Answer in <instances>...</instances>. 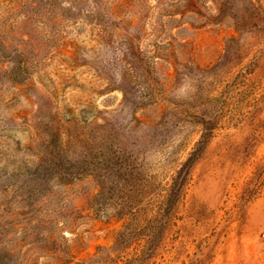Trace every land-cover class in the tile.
<instances>
[{"label":"rangeland","instance_id":"rangeland-1","mask_svg":"<svg viewBox=\"0 0 264 264\" xmlns=\"http://www.w3.org/2000/svg\"><path fill=\"white\" fill-rule=\"evenodd\" d=\"M0 264H264V0H0Z\"/></svg>","mask_w":264,"mask_h":264},{"label":"trees","instance_id":"trees-1","mask_svg":"<svg viewBox=\"0 0 264 264\" xmlns=\"http://www.w3.org/2000/svg\"><path fill=\"white\" fill-rule=\"evenodd\" d=\"M122 44L124 47L121 55H123L124 58L122 59L120 58V59L127 66H124L122 70L123 74L121 75V77L125 80L121 82L120 90L125 97L127 96V98L131 99L130 101L132 104L134 102L142 103V101H145L146 103L147 100L153 98L154 94L156 93L154 92L155 90H153L150 84H148L147 82L149 80L147 76L150 73L152 63L147 57V55H145V53H143L139 47L133 45V43H131L130 40L128 41L125 40L124 42H122ZM16 70L19 71L18 68L11 67L9 72ZM128 71L135 73L134 74L135 78L133 79L138 80L137 84L132 85V83L128 82L129 80ZM14 77L15 76H13V78ZM16 79L17 81H19L18 79L21 78H16Z\"/></svg>","mask_w":264,"mask_h":264}]
</instances>
